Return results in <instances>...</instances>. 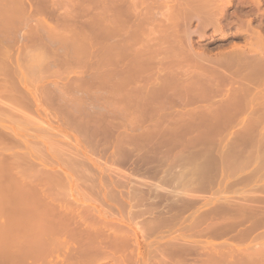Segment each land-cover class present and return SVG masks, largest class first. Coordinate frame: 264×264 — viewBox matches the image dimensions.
Wrapping results in <instances>:
<instances>
[{
    "label": "bare ground",
    "instance_id": "6f19581e",
    "mask_svg": "<svg viewBox=\"0 0 264 264\" xmlns=\"http://www.w3.org/2000/svg\"><path fill=\"white\" fill-rule=\"evenodd\" d=\"M6 1L8 2V0ZM118 1L119 0H112L108 3L107 6V39L111 40V41L108 40L109 44L107 45V53H106L107 56L105 57L107 58V62H106L107 73L105 72L99 74L97 73L96 76L94 77L93 74L92 75L93 79L90 78L91 76L89 78L92 80L95 79V82L99 81V78L103 80L107 78V81H103V82H107V87L106 86L103 87L107 88V103L109 104V111H108L109 118L107 119V128H106L107 134L109 136L114 135L113 132L116 130L117 126L113 123V121H111L110 117L111 118L116 117V115H118L121 120L122 119L126 120V121H122V123L126 122L127 130L130 131V133L128 134L125 133L124 135H122V132H119L117 136L115 137L113 136L112 139H110L111 140L109 144V148L111 147L110 160L112 162L119 163L123 160L127 161L128 158H132V160L134 161L140 152L146 150L151 155L145 154L147 155L145 159L150 160L151 162L153 159H155V163H153L154 164L153 166L152 164L150 165L151 163L150 162L149 165H147L148 166L147 169L149 170L143 172L148 173L152 178L154 175L157 174L155 173V171L158 169L156 163L158 165L159 163L164 162L171 154L172 150L179 149L177 152H175V154L173 152L174 156H173L172 166H174L173 167L174 169H171L169 171H166L167 169L161 170L159 183L154 185V187L152 186L151 184L152 181L149 178L148 179L145 178L146 179L145 181L139 180L138 174L141 173L142 171L140 172L136 169L135 170L136 174H134L135 172L132 171L134 172L132 173L134 174L132 176L134 178V182H133L134 185H132V189L130 193L132 197L131 199L132 201L134 202L137 200L139 201L141 197L142 198L149 197L151 195H155V196L157 195L156 197L160 196L161 197L160 199L162 200L160 202L158 199V201L162 204H158L157 209L154 210L157 211L156 213L152 211L148 213V211L143 210V212H146L148 215L145 216L147 217L145 219L146 221H143L144 222L143 227H145V229L143 230L144 235L150 234V236H154L151 234L154 232L156 233V231H158L159 240H164L165 238L169 237V233L171 231L169 228L170 225H172L171 224L172 218L174 217V219H176L175 218L176 213L173 215L171 210L175 208L177 210V214H179L178 210L183 211L186 210V208L188 207L190 211H192L191 208L187 205L188 204L190 205L191 203L195 204L196 201L194 202L192 201L193 198L189 199L188 197L190 196L192 197V194H194L195 192L203 191L204 189L203 184L205 185V183L207 184L205 185V187L208 186L209 188H211L212 186L214 187L215 183L216 184L219 183V185L221 183L222 185L225 186V188L226 186H229V182H230L229 179L223 182H220V178L218 180L215 179L217 180V182L212 179L206 182L204 180L208 176L212 177L220 173L222 174L224 170L228 168H231L230 171H233L234 165L236 164L235 162L236 158L237 161L239 158H242L239 151H236L235 152L236 154H234V156H231L229 152L230 151L229 148L235 146L234 142L229 143L227 141H224V143L221 144L222 147L220 154L217 153L216 151L214 154L212 146H214L215 143L211 145H206V143L210 144L213 142L214 139L212 138V136H214L216 133H219L223 129L227 128V126H229V122L231 124V122L234 121L236 116L242 113H245L247 119L246 121L243 120V124L239 126V130H242L243 133L241 134L240 132L236 133L242 135V138L240 140H238L236 137V139L240 141V143L244 142L243 137L245 139L246 137L247 139H249L252 136L250 133H252L254 130L257 131V129H261L260 128L261 125L263 126L262 129H264V125L261 124L262 119H264V31L262 30V28L260 29V27H258L259 25L256 28L254 25H253L254 27H252L250 21L251 19L250 20L246 19L242 21L240 17H237V19L239 18L242 23L239 20H237L238 23L237 22L234 23V24L236 23L238 24V25L236 24L234 27L237 30V32L236 31L235 32L238 33V31L240 30L242 31V33L244 32V35L246 34L245 38L247 42L243 46L232 45L230 49L228 48V50L226 51L221 50L217 55H215L214 58H210L211 56L210 54L208 55V57H207V53L205 54L206 52L205 48L199 46L198 49L200 48V50H196L190 38H192L194 34H197V31L205 32V30L208 28H212V33H213L212 37L214 38L219 37L220 39H222L228 37L229 34L225 32L227 23L224 24L223 22L226 19V15H227L226 9L233 6L234 0H141L139 2L138 0H131L132 2H130L129 4L125 3L124 5H120ZM242 1L244 2L245 0ZM247 1L252 2V5L254 4L253 6L254 8L257 9V11L260 10V8L262 7L261 6L262 2L260 0H247ZM137 2L140 4V8L142 6L144 7H142V9L139 8L138 10L137 8L139 7V4ZM152 3H156L157 7L154 8L153 7L154 4ZM5 8L6 9L3 8V10L0 9V29H2V27L3 28L8 27L9 25H12V23L14 22L13 21L14 15L12 16L13 11H11L7 7ZM89 11L90 9L88 10V12ZM68 13L69 12L66 11V13H64V15L62 16L63 17L62 22L64 23L63 26L64 25L67 26L70 23L69 19L71 17L72 18L76 17L75 15L73 17V14H71L72 16L70 15L69 17L70 13L69 14ZM193 23H196V27L194 30H191ZM95 24L97 23L96 22L90 23L89 21V25L95 26ZM89 25L87 24L86 26L88 27ZM15 26L17 25L15 24L13 28ZM243 26L245 27V29ZM242 27L244 30L242 29ZM34 29L35 28H33V30ZM87 29H89V27ZM69 30L71 29L69 28ZM29 32L30 29L28 30V33ZM31 32L33 33L34 31ZM77 32L72 31L70 37L68 36L69 41L70 40L72 42L75 41L74 35L81 34ZM29 35L30 33L27 35V37H30ZM79 35L76 36L75 38L77 39ZM31 36L33 35L31 34ZM35 36L37 35L35 34ZM24 38L25 37H23V39ZM33 40H32L33 43L30 42L32 46H39V42L35 41V38ZM23 41H25V39ZM67 44L66 42L64 43V46L65 47L67 46L66 49L69 48L68 47L69 43L67 42ZM88 45L89 44L84 43L81 40V42L79 41L78 43L73 44L72 47L70 46L71 48L69 50L72 49L71 52L73 53L72 57L73 56L76 57L75 53L78 52L79 53L81 52L80 55H84V53H86L87 51V48H90L88 47ZM60 46L61 45L59 44V47L57 48L59 49ZM1 51L2 50L0 49V52ZM82 52L84 53L82 54ZM53 54L54 53H52V56ZM104 56L102 57L105 61ZM65 57L67 56L65 55ZM65 57L61 58V60L63 59L62 62L64 63V61L67 60L68 62L70 61L69 64H71V61H76V59L81 58V57L79 58L77 57L74 59L70 57V59H65ZM46 58L47 61L45 62L47 63L48 57ZM4 59H6V57ZM24 59L25 62L21 64L19 63L18 67H20L22 64H25L30 69V72L32 73H26V76L22 78L23 80H29L30 77L32 76L35 77V73L42 66L43 57L41 55L39 57L36 55L34 57L28 58V56H26V58ZM58 59L59 58L57 59L55 58V60L59 62ZM55 60L53 58V61ZM77 62L74 64H77ZM3 63L4 61L2 63L0 61V73H3V71H6L7 69L6 66L8 64H6L5 66L4 65L5 63L4 64ZM184 63L187 66L185 67L186 69L184 68L185 65ZM92 66L93 65H91L90 68H92ZM98 67L99 64L97 68ZM94 68L96 69V67ZM157 69L158 71H156ZM229 69H231L232 72L236 74V78L234 76L235 79L233 78L234 79L233 82L231 81V83L227 84L226 86L223 84V81L227 76L225 70H229ZM223 71L226 75L223 73ZM156 72H157L156 75L157 77L154 78V74H156ZM144 73H146V77L143 76ZM150 77H152L151 82L148 80ZM153 78L155 80H153ZM142 79L148 80V82H150L151 84L149 83L148 85H146V87L139 86V81H141ZM80 81H85V80L84 78L83 79L79 78V81L76 80L74 83L72 82L73 85L70 84L71 86L66 85L68 87L61 86V88L55 87L53 89H48V91L46 92L44 91V93H40L41 91L40 89H38L39 90V92H37L39 93L38 95H36V92L35 95L29 94V96L26 95V92H24V94L21 95H17L18 92H16L17 94L14 97H12L10 94L9 97H11L12 101H14L15 103L13 105L18 106L19 108L16 106L14 109L12 106L9 107L11 105L10 102L12 103L10 99H8L10 101L8 104V108L16 112L17 111L21 112L24 109L23 111L26 112L27 109L29 110L33 104L35 106L36 105L38 106V104L41 101H43L47 105L50 104L49 105L50 107L51 105L55 107V109L59 111L58 114H60V119L62 118V120L67 123V125H70L73 129H81L82 134H80V137L83 139H87L90 137V134H92V132L93 133L98 131L102 132L104 128L101 129L99 123H97L96 126H94L92 122H86L83 118L82 120L84 121L82 120L79 121V118L77 117L78 115L76 113H73L72 111H71L72 115L76 114L75 118H78V120L74 118L75 120L73 122L68 121L70 116L69 114L71 113L70 112L67 113V115H69L67 116L65 114V111L63 110L64 109L63 107L65 106L61 105L60 103H56V105H54L53 104L54 102H52V99H54L53 96L57 98V99L55 98L56 99L55 102H57L58 98H60L61 100L65 98L66 94L68 93V89L69 90L72 89L73 91L74 89L81 88L82 87L81 85H83L84 88H87L84 86V84H87L86 81L85 83H82ZM101 81L102 80H100V82ZM6 83L8 82L6 81ZM98 83L96 82V85ZM1 86H3V84ZM97 88L99 89L98 86ZM10 89L12 90V88ZM43 89L45 90V87ZM95 89L93 90V92L96 91ZM87 92L85 91V93ZM140 94L143 95L145 94V97H139ZM2 96H0V99L2 98ZM219 96L220 97L222 96L223 98L222 101L216 100V98ZM83 97L81 98V100L83 99ZM72 101L73 100H71V102ZM84 102L85 101H83V103ZM204 102L208 103V105L203 106L202 103ZM83 103H81V105ZM20 107L22 108V110ZM81 108L76 110H81ZM61 109L64 111V114L63 112H60L62 111ZM87 116L88 115H86V117ZM167 116H170L172 118V122L169 121L166 122L167 120H169ZM83 117H85V115ZM99 122H101V120ZM225 123H228V125H226ZM5 134L7 135V133ZM187 135L189 136L188 138L185 137ZM107 139H109V137ZM188 143H190L189 146L191 144H194V146H196L195 144H197L199 145V148L198 150L193 151L192 153L189 152L190 154L188 153L189 155L187 154L188 155L187 156L186 153L184 154V150ZM216 153L219 154V156H216ZM244 153L246 154V152ZM155 156H157V158ZM249 156L250 155H248L247 158H249ZM4 157L5 156H3V159ZM142 158L144 159V157ZM190 160L191 161L193 160L194 162L195 160L197 161L199 160V161L198 163H195L192 169H190L189 171L184 169L182 170V172H178L179 169H177V167L186 164ZM24 161H26V159L23 160V162ZM136 162L138 163L139 161ZM136 162L134 161L133 163L134 166L136 165L137 167ZM140 162L138 164H140ZM173 163H175L176 166L173 165ZM146 164L147 162L144 165ZM5 166L7 167L8 165ZM6 167L3 166L2 167L3 169L2 168L0 169V173L2 170H5ZM130 168L134 170L132 167ZM9 170H11V168H9ZM257 170L258 168H253L251 171L248 172L247 180H245L246 178L243 179L247 182L245 183V185L246 184L248 185L249 183H253V181L254 182L257 181L261 177V175L264 174L261 172H257ZM4 174L3 173L0 174V176L3 175L0 177V241L5 243L4 249L0 250V260L1 259L3 260V263L1 264H35V262H40V259H42L43 261V259L45 260V258L47 257H51L53 259L54 257H52V254L56 255L57 253L55 252H57V249L60 247H62L61 253L58 252L60 254L59 256L56 257L59 258V262L56 263L54 262L55 264H105L106 262L108 264L138 263L135 255L133 254L134 250L137 249L136 248L137 245L135 246V248H133L132 240L134 238H132L133 236L130 235L128 231H126L127 229L124 228V226L121 223L122 222L121 220H118V223H116L113 221L112 217L107 216V223L106 222L105 224H103V222L100 223V221L102 220L99 218L98 220L100 221H98V223L96 220H94V224L92 223V225H90L88 223H91L92 221L88 222L87 220H89V218H86L87 216L76 214L78 213V211L77 212L75 211L74 213L72 208L69 209V205H66L67 203L66 204L64 203L66 201L62 200L63 203L59 201L58 199L59 197L57 198L56 195H58L59 191H61L62 189L60 190L59 189L60 186L56 187L55 185L56 184L55 180H57L58 177L57 175L59 173L53 174L48 178L50 180L49 183H51L50 185H48L49 184L48 183L47 184L48 186L42 187L44 185L40 183V186L42 185L41 186L42 188H39V185H37L39 182H41L40 179L38 180L39 182H37L36 184L34 183V185L32 186L30 180L27 181V179H29L28 177L29 175L19 176V178H16L18 180L16 182L15 179L9 176L11 173L9 175L7 173V176H5ZM121 176L123 175H120V177ZM32 177L34 176H31V178ZM120 177H116V178L117 179L119 178L120 180L122 178H125V177L122 178ZM12 179L15 180V183L14 181H12ZM36 179L35 180L32 179V180L35 182ZM59 179H61V175ZM176 179L177 182L175 184L173 183L172 189H168L170 188L169 184L171 183V181L173 182V180ZM124 180L126 181V178ZM114 181L115 180H113V182ZM121 181H123V179ZM117 182H115V184L117 186L120 185L117 184ZM58 183L61 182L58 181ZM55 187L57 188V190L55 189ZM206 190L209 192L208 189ZM223 191L224 190H222L221 192L222 194ZM256 192H257L256 195L259 194L257 198L260 199L263 198L261 199V201L262 200L264 201V197L262 196L263 193H261V190H258ZM217 193H220V191L215 192L214 196L218 195ZM244 193L247 194V191ZM171 194L175 196L174 200H172L173 197L171 196ZM200 197H202V195H200ZM217 197H219V195L216 196L215 198ZM169 198H171L173 203L170 202L171 200H169ZM199 199L203 201L204 198H199ZM249 199L247 195V199L243 200L240 206H237L236 204L233 203L234 201L231 200H226L222 204H219L217 202L219 205L215 204L213 208H211V210L209 211L206 210L207 211L206 214L204 212V214L198 215L195 218L192 217L186 219H189L190 225L196 224L197 226L198 224L197 220H199L198 222L199 224H201L204 221H206L207 218H211V216H214L215 218L217 217L218 220L217 219L214 220L213 223H210L211 221L208 219L210 222L206 221L205 223L209 222V224H207L205 229L200 231L199 234L205 232V234L211 233V237L213 238L221 237L222 235H225L230 231L232 232V228L236 227L237 223H241L242 221L247 220L249 218H247L244 215H240L239 221L237 220L238 221L237 222L235 221L236 218L235 216L234 217L227 216L228 218L221 217V219H219L218 216H221L220 214H222L225 211L236 210L238 212L239 211L243 212L244 210L247 211L252 210L251 207H248L249 205L247 201H249ZM194 200L197 199L194 198ZM141 202L143 204L145 203L144 201ZM196 204L198 205L197 202ZM139 205L141 206L142 204ZM149 205L151 207L152 206L154 207L152 203ZM143 208L144 207L142 205L141 209ZM150 208L148 207V209ZM136 211L138 210H135L133 212L134 214L132 213V211H130L132 213L131 217L133 219L138 218L141 215H144L140 213V211L142 210H139L138 213H135ZM109 214H111V212ZM191 216L192 215L188 217ZM263 216H264L263 213L260 215L253 214V216H251L250 219L254 217L257 220V218H261ZM182 217L180 216L181 220ZM244 217L247 219H244ZM92 219L94 218L92 217ZM248 221L250 220H247V222ZM177 223L179 224V221ZM253 224L256 225V223H253L251 221L250 225H252V227H254ZM188 227L190 228V226ZM193 227L191 228L193 229ZM174 228H176V226ZM249 228L243 229L242 231L240 230L236 232L235 235L239 239L240 238L242 239L247 235H249L248 233L251 232ZM190 229H188V231ZM233 231L235 233L236 228ZM141 235H143V233ZM142 237L143 236H141V238ZM188 238L190 237L187 234L183 233L180 236V241H182L181 243L180 241H178L179 238L178 240H176L175 238L167 239L165 241L166 243L164 242V244L162 243L163 245L158 247L159 249L156 248L158 253L154 251L155 249L153 250V252L152 251L151 252L152 254H154V252H156L157 255L159 254L157 257L161 256V259H159L160 261L162 260L163 257H165V260L163 259L162 262H158V263L171 264V262L173 261H171L170 257L173 255V253L176 254L181 252L187 253V251H189V249H187L188 247L187 248L185 247L188 245L186 241ZM172 240L173 241L175 240L176 242H172ZM137 244L140 245L138 242ZM179 245H180L179 248H181V246L185 248L182 247L183 249H178ZM140 247L142 246L140 245L139 249ZM209 247L210 248H208V250H206V248H203L202 250L198 248L200 250V254H199L200 257H198V255L197 257L201 261L200 264H264V247L258 249L256 248L251 251L241 250V248L238 245L236 244L233 245V243L230 242H224L221 243L220 245L212 243L211 245H209ZM193 249L195 248L190 249V251H192ZM196 251L194 252L195 253L199 252ZM195 253L194 255H196ZM183 259L185 262L189 260V259L185 260L186 258L184 256ZM150 261L152 262V260ZM177 264L179 263L177 262ZM186 264L188 263L186 262Z\"/></svg>",
    "mask_w": 264,
    "mask_h": 264
},
{
    "label": "rangeland",
    "instance_id": "374dc122",
    "mask_svg": "<svg viewBox=\"0 0 264 264\" xmlns=\"http://www.w3.org/2000/svg\"><path fill=\"white\" fill-rule=\"evenodd\" d=\"M110 1H112V0H110ZM110 1L109 0H10V1L8 0V2L6 0L0 1V9L3 10V8L6 9L5 7H7L11 11H13L12 16L14 15L13 16L14 22L12 23V25L14 26L16 24L18 26V27L15 26L14 27L15 29L13 28L12 25H9L8 27H4V28L2 27V29H4V30L0 29V43H1L0 49L2 50L1 51L2 53L0 52V57H1L0 61H1V63L4 61L5 64L4 63L3 64L5 66H6V64H8L6 66L7 72L3 71V73H0V83H1L0 84V96H2V95L4 96V97L2 96L3 100H2V98L0 99V106H1L0 107L1 108L0 109V141H1L0 142V157H2V158H0L1 159L0 163L3 164V165L0 164V169L3 166L6 167L5 165H8L6 167L7 169L5 168V170H2L4 172L1 171V173H3V174L5 173L4 174L5 176H7V173H8V175L11 173L9 176H11V178L15 179L16 182L18 181L16 178H19V176H22V175L28 176L29 175L28 176L29 179H27V181L30 180V182L32 183V186L34 185V183L36 184L37 182H39L38 180L40 179L41 182H39L37 184V185H39V188L50 185L51 183H49L50 180L48 178L50 176H52L53 174L59 173L57 175L58 176L57 180L61 183H58V181L55 180L56 181V184H55L56 187L60 186L59 189L60 190L62 189L61 191L58 190L59 193H58V195H56L57 198L59 197L58 198L59 201L61 203H63V201H66L64 203L65 204L67 203L66 205H69V209L72 208L74 213H75V211L76 212L78 211V213H76V214H80L82 216H87L86 218H89V220L91 219L90 221L87 220L88 222L92 221L91 223H88L90 225H92V223L94 224V220H96L98 223V221H100V220H98L99 218L102 220V221H100V223L101 222H103V224H105V222L107 223V216L112 217L113 221L116 223H118V220H121L122 225L124 226V228L127 229L126 231H128V233H130V235L133 236L132 238H134L133 240L131 238V240L133 242L132 243L133 248H135L136 245L138 246V247L136 246L137 249H135V250L133 249L134 250L133 254L135 255L136 260L138 262L137 264H152V262H153V264H161L158 262H162L163 259L165 260V257H163L162 260L160 261L159 259H161V256L157 257L159 254L157 255L158 252H157L156 248L163 245L167 239H174L175 238L176 240H178V238H179L178 241H180V236L183 233L187 234L191 238V239L188 238L186 240L187 244L189 246L184 245L186 248L188 247L187 249H189V251H187V253H185V252H181L178 254L173 253L174 257H173V255L170 257L171 261H173V262H171V264H173L174 262H175L174 264H177V262L179 264H186V262L188 264H191V263L192 264H195V263L200 264L201 261L198 258V257H200L199 256L200 250H202L203 248H206V250H208V248H210L209 245H211L212 243L220 245L221 243H224V242H230V243H233V245H235V244L238 245L241 248V250H249V251L256 249V248L258 249V248L264 247V216L261 218H257V220L254 217L250 219V217L253 216V214H256V215H260L262 213L264 214V204H263L264 201L263 200L261 201V199H263V198H261V199L257 198V196H259V194L256 195V193H257L256 191L261 190V193H263L262 196L264 197V188H263L264 187V177H263L264 174L261 175V177L257 181H255V182L253 181V183H249L248 185L247 184L245 185V183H247L245 180H247L248 172L251 171L253 168H258L257 172L264 173V129H262L263 126L261 125V127H260L261 129H257V131L254 130L252 132L254 135L252 133H250L252 136L251 137L249 136L250 137L249 139H247V137H246V139L243 137L244 142L240 143V141H238V140H240L242 138V135H240V134L243 132H242V130H239V126L243 124V120L246 121V119H247L245 116V113L237 115L236 118L234 119V121L231 122V124L229 122V126H227V128L224 127L225 129H223L219 133H216L214 136H212V138L214 139L212 143H210V144L206 143V145H211V144L215 143L214 146L215 145L216 146L215 147L212 146L214 154H215V151L220 154L221 147H222L221 144L224 143V141H227L229 143H232V142L235 143L234 147L229 148V150H230L229 152H230L231 156H234V154H236L235 153L236 151L240 152L242 158H239L238 161L236 158V161H235L236 164L234 165L233 171H230L231 168H228V169H225L222 174L220 173V174L214 175L212 177L208 176L204 180L206 182L210 179H212V180L217 179L218 180L220 178V182H223V181L229 179V181H230L229 186H226V188H225V186L222 185L221 183H220V185H219V183L218 184L215 183L214 187L212 186L213 188L212 187L209 188L208 186H206L207 187L206 188L205 185H207V184L206 183H205V185L203 184V186H204L203 191L195 192L194 194H192V197L191 196L188 197L189 199L193 198L192 201H194V202L196 201L198 203V205L196 204V202H195V204L191 203L190 205L189 204L187 205L191 208L192 211H190V209L188 207L186 208V210H183V211L178 210L179 214H177V210L175 208H173L171 210L173 215L176 213L175 214L176 219H174V217L172 218V221H171L172 225H170V228H169L171 230L169 233V237L165 238L164 240H159L158 231H156V233L154 232L151 234L154 236H150V234L144 235L143 230L145 229V227H143V223H144L143 221H146L145 219L147 217H145V216H148V215L146 212H143V210L148 211V213H150L151 211L156 213L157 211H154V210L157 209L158 204H162V203H160L162 200L160 199L161 198L160 196L156 197L157 195L156 196L151 195L149 197H143V198L141 197L139 199V201L138 200L135 202L132 201L131 200L132 197L130 195L132 185H134V183H133L134 178L132 176L134 174H136V171H135L136 169L140 172L142 171L141 173H139L140 175L138 174L139 180L145 181L146 180L145 178H147V179L149 178V179H151V181H152L151 184L154 187V185L159 183L161 170L167 169L166 171H169L171 169H174L173 168L174 166H172L173 156H174L175 152H177L179 149L172 150L171 154L165 160L166 162L164 161L162 163H159L158 165L156 163V166H158V169L156 168L157 170L155 171V173H157V174L154 175L152 178L148 173L143 172V171L149 170V169H147L148 168L147 165H149V163L151 162L150 160L145 159L147 156L145 154L151 155L146 150L145 151L141 150L142 152H140L139 155H137L136 159L134 160L135 162L141 161L140 164H138L139 162L138 163L136 162L137 167H136V165L134 166V163H133L134 161L132 160V158H128L127 161L123 160L119 163L118 162H112L110 160V156H111V149H110L111 147L109 148V144L111 141L110 139H112L113 136L114 137L117 136L119 134V132H122V135H124L125 133L126 134L130 133V131L127 130L126 122L122 123V121H126V120H124V119L121 120L119 118V116L116 115V117H112V118L110 117L111 121H113V123L117 126L116 130L113 132L114 135L109 136L107 134L106 128H107V119L109 118L108 117L109 116V113H108L109 104L107 103V88H104L105 86L107 87V82H103V81H107V78L104 80L99 78V81H96L97 83L99 82L97 85H96L95 79L92 80L93 77L96 76L97 73L98 74L102 73V72L107 73L106 72V70H107V63H106L107 58H105V57L107 56V54H106L107 53V45L109 44L108 40H110V39H107V6H108V3ZM123 1H124V3H123ZM139 1H141V0H138V2ZM260 1L262 2L261 3L262 7L260 8V10H258L260 12H258L257 9L254 8V6H253L254 4L252 5V2L247 1V0H245L244 2L242 0L241 1L240 0H236V1L234 0L233 6L226 9L227 15H226V19L223 22L224 24L227 23L226 24L227 26L225 28V32L227 34H229V36L226 38H222V39H220L219 37L214 38V37H212V35H213L212 28L206 29L205 32L197 31V34H194L192 36V38H190L191 42L194 44L195 49L200 50V48L198 49V47L199 46L203 47L206 49L205 54L207 53V57L210 54L211 55L210 58H214L215 55H217L219 53V51H221V50L226 51V50H228V48L230 49L232 47V45L243 46L247 42L246 38H245L246 34L244 35V32L242 33L241 30H240L241 32L238 31V33H236L237 30L234 27L238 23L237 20L240 21V19L239 18L237 19V17H240L242 21L246 20V19H249V20L251 19L250 21H251L252 27L255 26V28H256L259 25L258 27H260V29L262 28V30L264 31V29H263L264 28V4H263L264 0H260ZM130 2H132V1L131 0H119L118 1V3H120V5H124L125 3L129 4ZM152 4H154V6H153L154 8L157 7L156 3H152ZM142 7H144V6H142ZM142 7L140 8V4H139V7L137 9L138 10H139V8L142 9ZM89 9H90V11L88 12ZM66 11L70 13V14L68 13L69 17L71 14H73V17L75 15L77 18L71 17L69 19V22L70 23L72 22V23L70 24L67 21L69 24L67 26L66 25L63 26L64 23L62 22L63 21L62 16L64 15V13H66ZM33 15H35V16H33ZM156 16H158V15H156ZM158 17H160V16H158ZM91 20H93V21H91ZM89 21H90V23L96 22L97 24H95V26L89 25ZM228 22H230V23H228ZM235 22H237V23L234 24ZM240 22H239V24H240ZM85 23H86V25L87 24L89 25L88 26L89 29H87L88 27L85 25ZM228 24H229V26H228ZM68 27L71 30H69ZM195 27H196V23H193L191 30H194ZM227 27H229V28H227ZM243 27H242V29H243ZM11 28H13V29H11ZM33 28H35V29L33 30ZM63 28H64V31H63ZM29 29H30V32H29L30 37H27V35L29 34L28 33ZM77 29H79V30H77ZM244 29H245V27H244ZM5 30H7V31H5ZM81 30H83V31H81ZM25 31H27V32H25ZM31 31H34V32L32 33ZM72 31H74V32L78 31L77 33H81L80 35L79 34L74 35V40H75L74 42H72L71 40L69 41V37H70ZM84 31H86V32H84ZM31 34L33 36H31ZM35 34L37 36H35ZM78 35H79V37H77V39H76L75 37ZM23 37H25L24 38L25 41H23L24 40ZM34 38H35V41L39 42V46H32L31 43L34 42V40H33ZM64 38H65V41H64ZM28 39H29V41H28ZM32 40H33V42H32ZM81 40H82V42L89 44L88 47H90V48H87L86 53L82 52V54L84 53L85 57H84V55H80L81 52L75 53L76 57L75 56L72 57V55H73V53H71L72 49L71 50H69V49L73 46V44H76L79 41L81 42ZM83 40H86V41H83ZM24 42H25V45H24ZM65 42H66V44H67V42L69 43V46H68L69 48H67V49H66L67 46L66 47L64 46ZM27 44H28V46H27ZM59 44L61 46L58 49L57 47H59ZM42 53H43V55H42ZM52 53H54L53 56H52ZM19 54H21V55H19ZM88 54H89V56H88ZM36 55L38 57L40 55L43 57L42 66L35 73L36 78L32 76V77H30L29 80H23L22 78H24V76H26V73H32V72H30V69L25 64H22L20 67H18L19 63L21 64V63L25 62L24 58H26V56H28V58H29V57H34ZM45 55H46V57H48L49 63L45 62V61H47L46 60L47 58L45 57ZM65 55L67 57H65ZM102 56H104L105 61H104ZM5 57H6V59H4ZM62 57L63 58L65 57V59H70V57L74 58V59L77 57L78 58L81 57V58L76 59V61H71V64H69L70 61L68 62L67 60H65L63 63L62 62L63 59L61 60ZM101 57H102L103 61H102ZM44 58H45V60H44ZM53 58H54V60H55V58L56 59L59 58L58 59L59 62L57 60L53 61ZM87 58H89V59H87ZM84 59L86 62L84 61ZM99 59L101 60V62ZM19 60H21V61H19ZM60 60H61V62H60ZM77 61H80V62H77ZM98 61H99V63H98ZM76 62H77V64H74ZM98 64H99V67L97 68ZM104 64H106V65H104ZM184 64H182V65H184ZM91 65H93L92 68H90ZM87 67H89V68H87ZM94 67H96V69ZM185 67H187L186 64L184 65V68ZM97 69L98 70L100 69V70L98 71ZM101 69H103V70H101ZM229 70H230V72H229ZM229 70H225L226 71L225 73H227V76H226L227 79L225 78V80L223 81V84L226 86H227V84L231 83V81L233 82V80L236 78V74L233 73L231 69H229ZM156 71H158V69ZM223 73H224V71H223ZM188 74H189V72H188ZM92 75H93V77H92ZM156 75H157V72H156V74H154V78L157 77ZM143 76L146 77V73H144ZM234 76H235V78H234ZM89 77L92 79H90ZM152 77H153V75H152ZM152 77H150L148 79L150 82H151ZM79 78H82V79L84 78V80L87 83V84H84V86L87 87L88 89L84 88L83 85H81L82 87L79 89L73 88L74 89L73 91H72V89H70V90L68 89V93L66 94L65 98H63L64 101H63V99L61 100L60 98H58L59 102H58V100H57V102H55L57 98L55 96H53L54 99L55 98L56 99L55 100L52 99V102H54L53 103L54 105H56V103H60L61 105L65 106V107H63L64 108L63 110L65 111L66 115H67V113H69V112L71 113V111H72L73 113H76L78 115L77 117L79 118V121L82 120V118H83L86 122H92L94 126H96V124L99 123L101 129L104 128V130L102 132L98 131V132H94V133L92 132V134L89 133L90 137L87 138L88 140L80 137V134H82L81 129H73L70 125H67V123L64 122L62 120V118L60 119V114H58L59 111H57L55 109V107H53L52 105L50 107L49 106L50 104H48V105L45 104V102H43V101H41L38 104V106L37 105L35 106L33 104L29 110L27 109L26 112L23 111L24 109L22 110L21 107H20L22 110V111L20 110L21 112L12 111V109L8 108V104L10 102L8 99H10L12 101V98L9 97L10 94L12 97L16 96V94H17L16 92H18L17 95L24 94V92H26V95H28V96H29V94L35 95V92H36V95H38L39 94V93H37V92H39L38 89H40V91H41L40 93H44V91L46 92V91H48V89H53L55 87H59V88H61V86L62 87H68V86H71L70 84H72V82L74 83L76 80L79 81ZM154 78H153V80H155ZM100 80H102V81L100 82ZM148 80L142 79L141 81H139V86H142V87L145 86L146 87V85H148L150 83V82H148ZM6 81L8 83H6ZM85 81H80V82L85 83ZM69 82H71V83H69ZM152 82H154V81H152ZM88 83H89V86H88ZM2 84H3V86H1ZM5 85L6 86L10 85L12 87H10V86L6 87ZM66 85H68V86H66ZM152 85H153V83H152ZM94 86L96 89L94 88ZM97 86L99 87V89L97 88ZM44 87H45V90L43 89ZM10 88H12V90ZM7 89H9V90H7ZM13 89H15V90H13ZM94 89L96 91L93 92ZM9 91H10V93H9ZM85 91L86 92L88 91V92L85 93ZM12 92H14V93H12ZM68 95H70V96H68ZM79 96H80V98H79ZM82 97H83L82 100L85 101L84 103L81 100ZM139 97H145V94L144 95L140 94ZM222 99H223L222 96L221 97L219 96L216 98L217 101H222ZM65 100H66V102H65ZM71 100H73V101L71 102ZM78 101H80V102H78ZM69 102H70V104H69ZM72 103H73V106H72ZM81 103H83V104L81 105ZM10 104L11 105L9 107L12 106L14 109L16 106V105H13V104H15L14 101H12V103L10 102ZM79 104H80V106H79ZM202 105L207 106L208 103L204 102V103H202ZM81 106H82V108H81ZM3 107L4 108L6 107L5 110ZM16 107H18V106H16ZM75 107H76V109L81 108V110H76ZM68 108L70 109V111ZM63 110L60 112H63V114H64ZM66 110H68V111H66ZM87 111H88V113H87ZM76 114L72 115V113H71V114H69L70 116L67 115V116H69L68 121L73 122L75 119L78 120V118H75ZM84 115H85V117H83ZM86 115H88V116L86 117ZM127 117H128V115H127ZM167 117L169 120L166 119L167 120L166 122H168V121L172 122V118L170 116H167ZM84 120H82V121H84ZM100 120H101V122H99ZM94 122H95V124H94ZM103 122H104V124H103ZM225 124L228 125V123H225ZM261 124L264 125V119H262ZM94 126H92V127H94ZM120 126H122V127H120ZM117 128H118V130H117ZM237 132L238 133L240 132V134H236ZM5 133H7V135ZM6 136H8V137H6ZM238 136H239V138H238ZM108 137H109V139H107ZM185 137L188 138L189 136L187 135ZM236 137L238 140L236 139ZM252 137H253V139H252ZM2 138H3V140H2ZM4 141H6V142H4ZM189 144L190 143H188L186 145L185 150H184V154L186 153V155L189 152L192 153L193 151L198 150V148H199V145H197V144H195L196 146H194V144H191L189 146ZM237 144H238V146H237ZM243 144H245V145H243ZM246 144H248V145H246ZM219 145H221V146H219ZM181 149H183V148H181ZM173 152H174V154H173ZM244 152H246V154ZM143 153L145 156L143 155ZM217 153H216V156H219V154H217ZM248 155H250L249 158H247ZM3 156H5L4 159H3ZM6 157H8V158H6ZM142 157H144V159ZM155 157L157 158V156H155ZM15 158H16V160H15ZM25 159H26V161L23 162V160H25ZM4 160H5V162H4ZM202 160H204V159H202ZM198 161L195 160V162H194L193 160L192 161L190 160L186 164L180 165V167H177V169H179L178 172H182V170H184V169L189 171L190 169H192V167L194 166L195 163H198ZM146 162H147V164L144 165ZM203 162H205V161H203ZM28 163H30V164H28ZM153 163H155V159L152 160L150 165L152 164L154 166ZM24 164H26V165H24ZM173 165H175V163H173ZM130 167H132L134 170H132ZM9 168H11V170H9ZM26 169L28 170V172ZM127 169H128V171H127ZM125 171H127V172H125ZM132 171H134L135 173ZM157 171H159V172H157ZM28 173H30V174H28ZM132 173H134V174H132ZM49 174H51V175H49ZM60 175H61V179H59ZM120 175H123V176L120 177ZM1 176H3V175H1ZM31 176H34V177L31 178ZM116 177H120V178L125 177L126 181L124 180L125 178H122L124 182L121 181L122 179L120 180L118 178L120 180L119 181ZM141 177H144V178H141ZM46 178H47L48 182L46 181ZM13 179H12V181H14V183H15V180H13ZM32 179L33 180L36 179V181L34 182ZM243 179H245V180H243ZM113 180H115V181L113 182ZM217 180H215V181L217 182ZM117 181H119L120 183ZM234 181H235V183H234ZM115 182H117V184H120V185L117 186L115 184ZM176 182H177V179L173 180V182L171 181V183L169 184L170 188H168V189H172L173 183L175 184ZM40 183H42L44 186L41 185L42 186L41 187ZM169 185H168V187H169ZM56 187H55V189L57 190ZM206 189H208L209 192ZM108 190H109V192H108ZM222 190H224L223 194L221 193ZM251 190H252V192H251ZM219 191H220V193H217L219 195V197L215 198L216 196H218V195L214 196L215 192H219ZM246 191H247V194L244 193ZM248 191H250V192H248ZM253 191H254V193H253ZM208 193H209V195H208ZM251 193H253V194H251ZM220 194H221V196H220ZM200 195H202V197H200ZM247 195H248V199L252 195L249 199L250 202L247 201V203L249 205L248 207H251L252 210H248V211L244 210L243 212L242 211L238 212L236 210L235 211H225L222 214H220L221 216H218V218L221 219V217L222 218H225V217L228 218L227 216H229V217L235 216L236 217L235 221H237V220L239 221L240 215H244L247 218H249V219H247L244 217V219L250 220V221H248L249 223L247 222V220H244L241 223H237L236 227L232 228V232L230 231L229 233L222 235L221 237L213 238V237H211V233L205 234V232H203L202 234H199L200 231L205 229L206 225L209 224L210 221H211L210 223H213L214 220L217 219V217L215 218L214 216H211V218H207V220H206V221L210 220L209 222L205 223L206 221H204L201 224H199V222H198L199 220L196 219L197 223L199 224V225L197 224V226H196V224L190 225L189 219H186V218H192V217L195 218L198 215L204 214V212L206 214V212L211 210V208H213V206L215 204H218V203L222 204L226 200L234 201L233 202L234 204H236L237 206H240L242 204L241 202L243 200L247 199ZM171 196L173 197L172 200H174L175 196H173L172 194H171ZM194 198L197 200H194ZM199 198H204L205 200L203 199V201H201V199H199ZM210 198H212V199H210ZM129 199L131 200V202ZM158 199L160 202L158 201ZM169 200H171V198H169ZM172 200L170 201L171 203H173ZM141 201H144L145 203L143 204ZM136 202L137 203L139 202V203L137 204ZM151 203H152V205H154V207L153 206L151 207L149 205ZM139 204H142L144 208L141 209L142 205L140 206ZM251 204H253V205H251ZM131 205H133V206H131ZM195 205H197V206H195ZM147 206L149 208L150 207L151 208L148 209ZM135 210H138L135 213H138L139 210H142V211H140V213L144 214V215H141L138 218L133 219L131 217V214ZM130 211H132V213ZM107 212H109V213L111 212V214H109ZM177 215H179V216H177ZM190 215H192V216L188 217ZM142 216H144V217H142ZM180 216L181 217L183 216L182 220H181ZM92 217L94 219H92ZM173 221H175V222H173ZM178 221H179V224L177 223ZM251 221L253 223H256V225L253 224L255 228L252 227V225H250ZM173 224H175V225H173ZM200 225H202V226H200ZM175 226H176V228H174ZM186 226L187 227L190 226V228L194 226L193 229L192 228L190 229L188 227V229H190L193 232H191L190 230H189L190 231L189 232ZM184 227H185V229H184ZM235 228H236V231L234 233L233 230H235ZM248 228L250 229L251 232L248 233L249 235L244 237L245 239L244 238L239 239L235 235L236 232H238L240 230L242 231L243 229H248ZM179 230H181V231H179ZM142 233H143V235H141ZM141 236H143V237L141 238ZM144 237H147V238H144ZM135 241H136V243H135ZM137 242L142 246V247H140V249H139L140 245H138ZM172 242H176V241L172 240ZM181 242L182 241H180V243ZM4 247H5V243L0 241V250H3ZM131 247H132V245H131ZM179 247H180V245L178 246V249L185 248L183 246H181V248H179ZM200 247H202V248H200ZM192 248H195V249H193L194 251H196V250L199 251V252L196 251L198 254L195 253L193 250L190 251V249H192ZM61 250H62V247L58 248L57 252H55L57 254L56 255L52 254V257L56 258L57 256H59V254L61 253ZM153 250L156 251L157 253L154 252V254H152ZM58 252H60V253H58ZM138 252H139V254H138ZM193 252L196 255H194ZM181 254H182V256H181ZM177 255H179L181 257H179ZM197 255H198V257H197ZM183 256L186 258L185 260L189 259L190 261L188 260L185 262L183 259ZM54 258L52 259L51 257H47V258H45V260L43 259L44 262L42 261V259H40V262H35V264L36 263H38V264H41V263L42 264H47V263L51 264L52 263L53 264L54 262L55 263L59 262V258H56L58 261ZM149 259L152 260V262ZM46 260H47V262H46ZM180 261H182V262H180ZM1 263H3L2 259L0 260V264ZM105 264H108V263L106 262Z\"/></svg>",
    "mask_w": 264,
    "mask_h": 264
}]
</instances>
